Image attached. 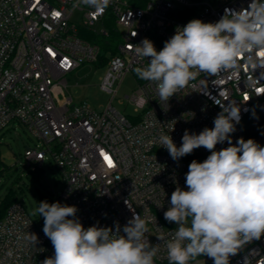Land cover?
Wrapping results in <instances>:
<instances>
[{
    "label": "built area",
    "instance_id": "2783aa9c",
    "mask_svg": "<svg viewBox=\"0 0 264 264\" xmlns=\"http://www.w3.org/2000/svg\"><path fill=\"white\" fill-rule=\"evenodd\" d=\"M75 3L0 0V133L8 126L15 129L14 122L24 125L38 140L26 147L24 166L30 172L47 164L59 168L64 186L52 203L76 206V217L85 228L115 230L119 224L121 234L133 213L141 215L147 221L149 242L159 244L155 264H169L166 245L156 236L163 232L168 239L169 231L178 226L166 221L164 212L177 187L187 190L189 164L203 162L210 152L201 147L174 161L159 137L170 135L179 147L185 130L199 134L205 127H214L220 105L233 103L241 108V120L231 134L233 144L252 131V139L264 146V78H260L264 69L253 72L241 61L238 71L216 77L200 73L166 103L153 83L135 74L134 69L147 66L150 58H137L130 44L147 38L159 51L177 27L193 19L215 23L226 9H246L251 0H146L143 6L111 0L102 14L89 6L74 7ZM109 23L118 29L119 42L105 64L101 88L112 99L104 109L75 104L64 89L68 76L103 55L100 44L81 30L108 37ZM96 24L101 25L98 31L93 29ZM128 74L137 84L126 95L134 114L112 103ZM227 146L225 141L216 150ZM33 215L21 199L7 207L0 218V264H41L54 256L42 230L44 218ZM27 233L37 235L35 248L24 239ZM198 261L213 264L207 256ZM230 264H264V236L231 256Z\"/></svg>",
    "mask_w": 264,
    "mask_h": 264
},
{
    "label": "clouds",
    "instance_id": "9594fccd",
    "mask_svg": "<svg viewBox=\"0 0 264 264\" xmlns=\"http://www.w3.org/2000/svg\"><path fill=\"white\" fill-rule=\"evenodd\" d=\"M110 2L76 0L74 7L89 6L102 14ZM130 46L137 58H150L147 66L134 69L135 74L153 83L160 100L167 103L200 73L216 77L238 71L241 61L253 72L264 69V0H251L246 9H226L215 23L193 19L177 27L159 51L147 38ZM255 83H259L256 77ZM220 107L214 127H205L199 134L185 130L179 147L170 135L159 137L174 161L201 147L210 152L203 162L189 164L187 190L177 187L164 212V219L178 226L169 231L168 239L163 232L156 236L166 245L169 264H199L201 256L213 264H230L231 256L264 236V146L242 137L233 144L231 134L241 120V108L233 103ZM225 141L229 146L217 151V144ZM38 204L42 230L54 248V256L41 264H155L159 244L149 242L147 221L141 215L133 213L121 234L119 224L115 230L85 228L76 217V206ZM24 239L34 248L39 242L35 233H27ZM7 255L11 257L12 251Z\"/></svg>",
    "mask_w": 264,
    "mask_h": 264
},
{
    "label": "rangeland",
    "instance_id": "374dc122",
    "mask_svg": "<svg viewBox=\"0 0 264 264\" xmlns=\"http://www.w3.org/2000/svg\"><path fill=\"white\" fill-rule=\"evenodd\" d=\"M190 2L197 0H189ZM214 1V0H211ZM216 2L222 0H215ZM78 16H76L77 18ZM100 24L93 29L99 30ZM107 71L106 65L86 63L68 76L64 88L75 104L85 102L93 108L104 109L112 99V94L101 88L102 79ZM136 81L128 74L119 86L112 100L113 105L126 114H134V107L129 105L126 95L136 88ZM0 133V199L10 189H14L29 212L35 217L43 218L37 213L41 201L52 203L64 186V176L55 164H47L42 170L30 172L24 166V152L27 146H35L38 140L31 136L28 129L18 123H12Z\"/></svg>",
    "mask_w": 264,
    "mask_h": 264
},
{
    "label": "trees",
    "instance_id": "16d2710c",
    "mask_svg": "<svg viewBox=\"0 0 264 264\" xmlns=\"http://www.w3.org/2000/svg\"><path fill=\"white\" fill-rule=\"evenodd\" d=\"M132 5L143 6L146 0H129ZM82 34H84L90 40L97 42L102 47L103 55L100 57L97 65L104 66L108 60V58L115 54L116 47L119 42L118 29L112 23L108 24V33L109 36L105 37L103 34H96L92 31L81 30ZM252 139V131L248 132V135L245 140ZM3 171L0 162V172ZM20 200V197L17 195L16 190L10 189L6 195L0 199V218L4 216L7 207L13 202Z\"/></svg>",
    "mask_w": 264,
    "mask_h": 264
},
{
    "label": "snow or ice",
    "instance_id": "6c2138e0",
    "mask_svg": "<svg viewBox=\"0 0 264 264\" xmlns=\"http://www.w3.org/2000/svg\"><path fill=\"white\" fill-rule=\"evenodd\" d=\"M108 162H109V164L111 165V160H110V159H109V161H108Z\"/></svg>",
    "mask_w": 264,
    "mask_h": 264
}]
</instances>
